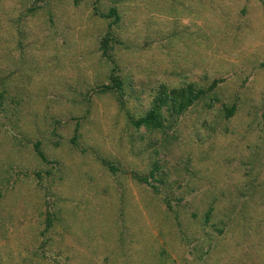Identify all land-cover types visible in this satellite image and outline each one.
Here are the masks:
<instances>
[{
  "label": "rangeland",
  "instance_id": "374dc122",
  "mask_svg": "<svg viewBox=\"0 0 264 264\" xmlns=\"http://www.w3.org/2000/svg\"><path fill=\"white\" fill-rule=\"evenodd\" d=\"M4 47L0 264H264V0H0Z\"/></svg>",
  "mask_w": 264,
  "mask_h": 264
},
{
  "label": "trees",
  "instance_id": "16d2710c",
  "mask_svg": "<svg viewBox=\"0 0 264 264\" xmlns=\"http://www.w3.org/2000/svg\"><path fill=\"white\" fill-rule=\"evenodd\" d=\"M30 12H32V10H30ZM110 14L111 16L117 18V12L115 10L111 11ZM117 22L118 20L115 21V23ZM109 41L110 39H106L103 44V52L106 56L109 54ZM2 51L7 52L6 55H2V53H0V57L9 56V51L7 48L4 47ZM1 61L2 62L0 63V65L8 71L10 68L9 62H7L5 58L4 61L2 59ZM52 67L51 71H54L56 66L52 65ZM4 75L5 73L0 77V82L3 83V86L7 85V81L5 80ZM56 81L58 83L57 88L59 87L61 90H66L63 84L60 83V79H57ZM215 87L216 83L211 86V89H214ZM106 90L121 91L122 82L118 78H114V87H106ZM205 95L206 92L204 90H197L192 84H184V86L178 89H171L163 86L159 93H157V97L154 98L152 106L147 110L146 114L138 117L136 120H132L133 127L138 130L145 129L147 130V132H155L157 134L160 133L162 136H165V132L169 130L167 129L169 128V126L166 127V122L169 120V117H182L190 108H192L203 97H205ZM3 99H5V93H0V101H2ZM233 113L234 109H231L228 112V115L232 116ZM40 157L43 161H47V159L41 153Z\"/></svg>",
  "mask_w": 264,
  "mask_h": 264
}]
</instances>
